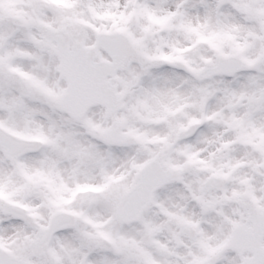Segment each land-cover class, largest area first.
<instances>
[{
  "label": "snow or ice",
  "instance_id": "obj_1",
  "mask_svg": "<svg viewBox=\"0 0 264 264\" xmlns=\"http://www.w3.org/2000/svg\"><path fill=\"white\" fill-rule=\"evenodd\" d=\"M0 264H264V0H0Z\"/></svg>",
  "mask_w": 264,
  "mask_h": 264
}]
</instances>
